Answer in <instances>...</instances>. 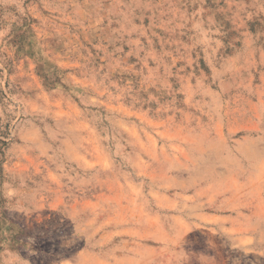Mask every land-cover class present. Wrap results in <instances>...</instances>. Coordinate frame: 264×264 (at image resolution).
Here are the masks:
<instances>
[{"label": "rangeland", "instance_id": "obj_1", "mask_svg": "<svg viewBox=\"0 0 264 264\" xmlns=\"http://www.w3.org/2000/svg\"><path fill=\"white\" fill-rule=\"evenodd\" d=\"M0 264H264V0H0Z\"/></svg>", "mask_w": 264, "mask_h": 264}]
</instances>
